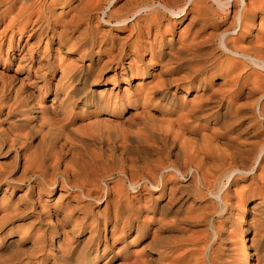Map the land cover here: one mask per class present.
I'll return each mask as SVG.
<instances>
[{
  "label": "bare ground",
  "instance_id": "bare-ground-1",
  "mask_svg": "<svg viewBox=\"0 0 264 264\" xmlns=\"http://www.w3.org/2000/svg\"><path fill=\"white\" fill-rule=\"evenodd\" d=\"M8 1H10L9 3L11 4V2L13 0H8ZM8 1L6 0L5 3ZM85 1L86 2L83 4V6H81V10L78 9L80 12L79 13L77 12L78 13L77 19H78V22H79V20H81V22L83 23L82 24L83 25L82 30L84 31L83 33H85L87 35V37L84 40L85 45L83 46V48H81L77 51V54L72 53L71 50H72V48H74L75 44L78 41L77 38L79 39L80 35L78 34L79 36L76 38L77 41L75 42L74 39L72 38V35H69L66 32V30L68 31V27L66 28V26H65L64 28H61L60 30L59 29L56 30L54 28V26H51L50 34L45 36L46 40L44 41V45L46 46V48H48V46L53 47V45H55L53 47L54 48L53 50L58 51V53H59L58 56H60L62 54L61 51L63 50V47L65 45L67 46V48L71 49L69 53L70 54L72 53L73 60L71 61V64H69V65L64 64L61 61V59L60 60L58 59V61L56 63L55 62L51 63L50 66H51L52 72L57 71V74H58V78H57V81H55L56 82L55 84H57L61 81H62L61 83H63V81H64V82H67V87H68V86H70L71 80L72 79L74 80V78L77 76L79 77V75H82L83 72H85L84 73L85 75L83 74L84 76L89 75L93 71L92 68L94 67V65L100 66V69L97 70L98 72L94 71L95 72L94 76H96V77H99L100 74L103 72V70L111 69L113 67V69H114V74L112 76L113 78L112 79L110 78V81L113 83H115V81H117L118 78H123L124 80H128V78H133L135 76H139V78H140L135 85V88H134L135 93H134L133 97H132V95L129 94L131 92H128L127 89H124V88H126V86L123 87L122 94H123V96L126 95L127 99L119 100L120 103L116 102L117 108L120 107L124 110V109L128 108L130 105H134V103L136 102L137 97H138L142 101L141 105L144 106L142 109H140V113H139V114H141V112H142V115L143 114L145 115V113L148 112L145 107L147 106L148 102H152L153 100H157L158 103L160 101L164 103L165 108L162 109L163 115L165 113L172 112L176 108H177L176 111L180 110V113L182 111L181 114L177 113L178 114L177 116L179 117V119L177 120L178 121L177 124H175L173 122L175 119L173 121L172 120L166 121L164 119H161V120H163L162 121L163 123L166 122L165 125L171 127L168 130L169 133L171 132V138H169V139H172L173 141H175L176 140L175 137L177 135L183 133L186 125L189 126L190 122L192 124L194 122V120H196L198 117H200L202 115H204V118L208 119L209 122L211 123V125L213 126L211 129L209 128L210 129L209 132H207V133L205 132V133L200 134V137H199L200 140H194V141H187L186 142L184 140V138L186 137L184 135L186 133L185 134L183 133L184 135H181V136H184V138H182L180 136L183 140L178 141L179 144H177V149L179 148L178 150L184 154L185 161L179 165L178 164L174 165L171 163L170 164L163 163V161L161 162V160L158 161L159 164L154 165V163L156 161L155 162L153 161L154 162L152 164L153 166L152 167L149 166V168L151 167V169H150V171H148L149 169L147 170L149 173H147V175L145 174V176L142 178L141 184H139V180H135L133 182L130 181V185H131L132 190H134V191L137 190L136 187L140 185L141 187H144L145 189H146V187H149V189H151V188L155 189V188H159V186H160L159 189H156L159 191L160 196H161V194H163V192L167 191L168 198L164 203L161 201L162 204H159V203H157V200L154 199L155 201L153 203V206L150 207V208H152V210L157 209L158 216L165 217L164 213L165 212L167 213V210H169V209H167L168 207L166 206L167 204L165 205V203L167 201L170 202V200L173 199L172 195H173V193L176 192V191L173 192V189L175 186L177 187V185H175L173 183H167V181L168 182L170 181L168 179L172 176H179L183 179V178L187 177V175L190 173L189 177L192 179V181L193 180L195 181V183L194 182L193 183L196 185V187L199 185L197 187V189L201 190L200 187H202V189L204 188L205 189L204 191H206L212 198H214L215 204L217 205V209L214 208L215 210L212 209V210H210L211 212L216 211L215 214H217L218 217H220V215H222V213L224 211H226L230 208H235L237 210L236 212H234L235 215L239 214L241 216H245L247 214H251L252 215L251 219L248 221L246 220L247 221L246 222V228L253 226L254 222H255V218H258L260 216V214L263 212V208H264L263 207V204H264V0H127L126 3L128 4L129 9H128V13H125V14L121 13L122 9H120V8H123V6L119 7L118 9L114 7L116 0H85ZM209 1L211 3H209ZM21 5H22V2H21ZM21 5L19 8V11L17 10V13L20 12ZM9 7H11V6H9ZM25 7H27V6L25 5ZM116 7H118V6H116ZM4 9H5V7H4ZM26 10L28 12V9H26ZM30 11H31V8H30ZM40 11L42 13V10H40ZM6 12H7V10H6ZM22 12L19 14H22V16H23L24 13H22ZM38 12H39V10H38ZM106 12L108 14H106ZM124 12H125V10H124ZM1 13L2 12H0V14ZM11 13H12V10H11ZM15 13H16V11H15ZM100 14H106V15H108L109 18H113V20L115 21V24H118V25L119 24H125L130 19V17H133L131 20L132 23L130 25L131 26L130 28L134 29L136 37H135L134 41L131 40V41H133L132 45H127L125 43H122L120 40L121 38H119V39H117V41H119V44L117 43L119 47H116V50L114 51L113 49L115 48V44H116L115 42H117V41H115L117 36L115 33H111L108 30L99 29L98 23L100 22V20H99ZM95 15H97V16H95ZM15 16H16V14H15ZM18 16H20V15H18ZM5 17H7V16H5ZM109 18L104 19V21L107 23H111L112 20ZM9 19H13V21H14V18H12V17ZM19 20H20V18H19ZM74 20L75 19L70 20V23H72V24L75 23L76 20H75V22H74ZM46 21H48V20H46ZM48 22H46V23H48ZM176 23L179 25V27L176 26L177 25ZM94 24H96L97 26H95ZM8 26L9 25H7V27ZM7 27H4V28L6 29ZM17 28H18L17 30L21 31L24 28V26L18 25ZM104 28H106V27H104ZM96 30H97V33L95 34L94 31H96ZM1 31L3 32L4 29ZM42 32H43V30H41V33ZM70 32H71V30H70ZM97 34H99V35L97 36ZM39 35H40V33H39ZM75 37H76V35H75ZM78 43H80V41H78ZM129 44H131V43H129ZM66 46H65V49H66ZM94 47H96L95 50H94ZM147 56H148V59L146 60L145 57H147ZM85 57L88 58L89 62L85 63V65H84L83 58H85ZM45 61H46L45 63L48 64L47 61H49V60H45ZM74 61H76L77 63H73ZM95 68H96V66H95ZM116 68H119L120 71L115 72ZM147 77L150 78L149 79L150 81L147 84H145L143 87L139 88L141 86V83H143L144 78H147ZM11 84H12V82H11ZM22 84L23 83H21V86L19 87V89H15L13 92L14 93L13 98L15 99V102H16L15 110L17 112L21 113L22 115L28 114L30 116V117L28 116L30 118V121L29 122L24 121V125H26V123H28V124H30V126L32 124V126H34V127L32 128V126H31L29 128V130L27 128L25 131L28 130V132L24 135V137H22L23 135L21 136L18 133H12L11 132V134H10V132H9V134H10L9 139L11 141V144L13 143V141H16L20 138H21V140L23 139L21 141L22 146L19 147V152H18V160L19 159L22 160L21 165H19V166L23 167V169H24L22 176H26V177H28V179L32 178L31 179L32 183L29 186L30 190L32 192L31 193L32 194L31 199H30V202L28 204V206L30 208V211H29L30 213L27 212L26 214L35 215L37 218L36 220H38L37 224L40 225L39 228L43 227L42 228L43 231H45L47 229H49V231H51V229H52L53 232L56 233L57 226L61 225L62 222L66 220V219L63 220L64 219L63 216L70 217L71 212H73V211L68 212V210L67 211L65 210L66 212H64L63 215L60 216L61 218H58V217H56L57 211L55 210L57 204H55L54 208H52L53 206L51 205L52 206L51 207L46 202H45L46 204L44 202L40 203L36 197H38V198L40 197L39 193H38V191H40L39 188L45 189L48 192L50 191L49 188L48 189H46L47 187L43 188L44 186H40L39 184L43 185V183H45V184H48L47 186H49V187H51L54 184V179L52 176H53V174H57V172L60 170L59 165L62 163L64 150L70 151V149L71 150L73 149V148L64 149L66 146L71 147V142H73V140H71L72 137L69 138V136L70 135H77L78 136V134L76 133L77 131L75 129H71L70 126H68V124L71 122V120L69 119L70 116L67 117V115L63 120H61L62 123L56 122V121L52 122V123L49 122L51 124V127H49V126L47 127L46 124L44 123V121H47L51 118H52L51 120L53 121V120H55L54 117L57 116L58 114L55 113L54 115L52 114L53 116H51V115H49V113H47L46 110H44L43 106H41L40 104L38 105L37 103H34V100L32 102L31 99H28V96L26 94H23V93H28V92H24V90L22 91V88H23ZM3 85H4L3 83L0 85V88H1L0 92L1 93H3L5 91V90L3 91V87H4ZM58 85H60V84H58ZM67 87L65 85V88H67ZM37 88H39V87H37ZM54 88H56L55 85H54ZM183 89L185 90V93H192L193 92L195 94L193 97L194 99L191 100L192 104L189 106L185 103L178 102L179 100L177 101L178 97H177L176 93L179 91H182ZM97 92L99 93V91H97ZM65 93H67V92H65ZM28 94H30V93H28ZM9 96H10V94H9ZM63 96H65V94ZM3 98H4V96H3ZM97 98H98V101H96L97 103L99 101L101 102L103 99V97H101V95L97 96ZM14 99H13V101H14ZM115 101H116L115 99L114 100L112 99L110 101L107 99H104L102 101L103 102L102 104L105 105L106 103H109L110 106L114 107ZM63 102H66L67 104L70 103L71 102L70 96H69V98L68 97L65 98L63 100ZM157 102L155 103L156 105H157ZM109 105L106 104V107ZM117 108H115V109L117 110ZM53 109H52V111H53ZM110 109H113V108L110 107ZM138 112H139V110L137 111V113ZM254 114H258V118H255ZM28 117H27V120L29 119ZM59 117H62V115ZM59 117H58V120H59ZM40 118L42 120H40ZM46 118H48V119H46ZM166 118H167V116H166ZM43 119H45V120H43ZM39 120L41 122L43 121V124H45V126H46L45 130L47 132L57 131L58 133L63 134L64 137H63V140H61L62 143H61V145H59L60 146L59 148H56V146H58V145L55 144L56 150L53 149L50 145H47L48 148L46 147L45 149H41L37 152H35L36 151L35 150L32 152V154H29V153H31V151L30 152L28 151L29 153L27 154L25 151V149H26L25 148V142L28 141V138H26L27 134L30 136V135H33L34 133H36L35 131H37V129H38V131L40 129L43 130L42 129L43 124L41 122H39ZM146 121H147V119H146ZM153 121L151 120V122L149 121V123L151 124V123H153ZM95 122H92V123L96 124ZM142 122H144V121H142ZM46 123H48V122H46ZM149 123H147V124H149ZM97 124L99 125V123H97ZM194 124L196 125L195 122H194ZM92 125L93 124H91V122H90V125H88L90 127H88V126L87 127L91 128ZM159 126H161V125H159ZM116 127H117V125H116ZM118 127H119V125H118ZM164 127L167 128L166 126H164ZM192 127H193L192 128L193 130L196 129V126H192ZM204 127L205 126H203V129H205ZM77 128H78V126H77ZM96 128H97V125H96ZM102 128H99L98 130H96L94 127V129L97 132L96 134L98 136L100 135L101 137H103L102 132L105 131V133H108L109 136L111 135V136H114V138L115 137L119 138V137H117L119 131H117L118 133L116 131L108 132L106 130H104V131L102 130V132H101ZM161 128H162V126H161ZM21 129H23V128H21ZM92 129H91V131H92ZM156 129H157V127H156ZM188 129H186V130L188 131ZM158 130H160V127L158 128ZM158 130L155 132L158 134H162L163 136H168V134H169L166 131V129L164 130L165 132H162L163 130L162 131H158ZM8 131H10V130H8ZM2 133H4V132H2ZM44 133H46V132L45 131L43 132L42 139L45 138V135L47 134V133L46 134H44ZM83 133H84V131H83ZM48 134H50V133H48ZM96 134H94V135H96ZM84 135H85V133H84ZM49 137L50 136H48V138ZM146 137H148V136H146ZM189 137H192V136H189ZM48 138H46V139H48ZM50 138L48 141L49 144L54 143V141L56 139L54 140L53 139L54 137H52L51 140L53 139L54 141L52 140L53 142H51ZM144 138H145V136H144ZM193 138L196 139V137H193ZM147 139H149V138H147ZM150 139H152V138H150ZM153 140H154V138H153ZM7 141H8V138H7ZM7 141H5V143ZM81 141H82V139H81ZM83 141H85V140H83ZM48 142L46 141V143H48ZM121 142H123V141H121ZM9 143H8V145H9ZM44 143H45V141H44ZM46 143H45V145H46ZM41 145H43V144H41ZM18 146H19V143H18L17 147ZM27 149H28V147H27ZM103 149H101V150H103ZM76 150H77V148H76ZM162 151H164V150H162ZM73 152L76 154L77 151L73 150ZM120 152H121V150H120ZM94 153H93V156L95 155ZM15 156H16V160H17V153ZM91 156H90L91 160L87 158L88 156L86 157L87 160H90L87 163L85 160L83 161V159H81V157H80V159L83 162H80V163H79V160L74 161V159L70 157V159H73V161H71L68 164H62L64 167L62 168V171H60L58 173H61L63 176H65V178H69L70 184H68V187L70 189H72V191H73L72 196L73 197L75 196V197H78L80 199L84 198L86 200L85 204H91V202H93L94 204H98L101 200V198L99 197V193H98V192H100L98 189V185H99L98 180L102 179V178L100 177L97 179V176L98 175L100 176V174H98L99 172H96V170L100 169V167L99 168H97V167L99 166V161L100 160L102 161V159H101V157H96V156L95 157L92 156V158H91ZM104 156H106V155H104ZM108 156H106V158H108ZM156 158H159V157H156ZM76 159H78L77 154H76ZM64 161L66 163V160H64ZM103 162L106 163V160L105 161L103 160ZM105 165H107V164H105ZM103 166L104 165H102V167ZM6 170H8V169L5 168V170H3V180H10V181L12 179L14 180L15 177L14 178L10 177L9 179H7L8 176H7ZM104 170H106V169H104ZM9 171L11 172L10 168H9ZM9 171H8V173H9ZM101 171H102V169H101ZM20 173H22V172H20ZM143 173H145V172H143ZM101 175H103V173ZM18 176H21V174ZM24 179L25 178L22 177L21 179H19L20 181H18V180H14V181L22 182ZM190 182H191V180H190ZM240 182H247V183H245L246 185L242 184L243 187L240 185V187L242 189H237L238 187H236V186H238V184ZM119 184H121V183H118L115 186H118ZM106 186H107V188H110V187H108V185H106ZM119 186H121V185H119ZM119 186H118V188H120ZM9 187H10V189L7 186L3 188V194L9 193V195H10L12 193V188H11V186H9ZM37 188H38V190H37ZM111 188H112V186H111ZM53 189H54V187H53ZM114 189H112L113 192H114ZM107 190H109V189H107ZM117 190H118V192L120 191V189H117ZM107 193H110V192L107 191ZM114 194L116 195L117 193H114ZM202 195L203 194H201V196H200L201 199H202ZM33 196L35 197V199L33 198ZM23 197H25V196H23ZM211 197L209 200H211ZM45 200L46 199H44V201ZM114 200H115V198H114ZM175 200H177L176 196H175ZM254 200H256V201H254ZM109 201L110 200L108 199V202ZM104 202H106V201L104 200ZM190 202H189V204H190ZM173 203H174V201H173ZM205 203H207L208 205H206ZM205 203L203 202L201 205L205 204L206 207L210 206V202L208 203V201H206ZM7 204H5V203L3 204V215H1V216H3V223L4 222L6 223V221L11 219V218H19L20 214H21V213L19 214L17 212L19 210V208L15 209L16 206H12V207H14V210H13V208H8V206H6ZM113 205H114V203H113ZM75 206H76V204H75ZM114 206H113V208L115 209ZM188 207H190V206H188ZM203 207H205V206H203ZM203 207H201V208H203ZM205 208H203V209H205ZM207 208L205 209V211L207 210L206 212L209 213L210 208L209 209H207ZM23 209H24V207H23ZM23 209L21 208L22 211H23ZM25 209H26V206H25ZM145 209H147V208H145ZM198 209H200V208H198ZM203 209H201V210L204 211ZM134 211L137 212L135 209H134ZM134 211H133V213H134ZM202 211H201V213H202ZM144 212H145V215H147L148 211L145 210ZM174 212H172L171 214H173ZM227 212H228L227 216L232 215L231 210H229ZM127 213L128 212H126L125 213L126 215L125 214L124 215L127 216L129 214V213L128 214ZM169 213H170V211H169ZM171 214H170V217H171ZM175 214H177V213L175 212ZM210 214L211 213H209V215L204 216V219H207L210 222V226L212 229V232H211L212 234H211L210 239H208V241L206 240L207 242L205 243L204 247H202V248L200 247V249L204 251V254H205L204 258H202V256H200L201 250H197V249L194 250L192 248H191L192 250H187V248H185L186 250H184V249L178 250L176 248H173L176 250H169V247H168V250H159L158 251L156 257L158 259H160L159 261H162L161 260L162 258H164V260L166 259L165 263H162L164 261L163 260L159 264H205L204 260H207L209 262V264H231V261L233 260L232 255H228L229 257H227V258H221V256H216V254L215 255L213 254L214 247L212 245V243H213L212 241H214L217 237H219L218 236L219 232H218V229H216V228H218L221 225L219 223V226L218 225L216 226V224H217L216 222H218V221L221 222V218H219V220H214L212 218L213 213L211 215ZM145 215H143V219H146L147 216H145ZM186 215L187 214H184V216H186ZM192 215H194V214H192ZM201 215H199V217ZM239 215H238V217H239ZM75 216H77V215H75ZM81 216H82V214H81ZM114 216H116V215L114 214ZM128 216L126 219H123V220L126 221L127 219H129ZM137 216H139L138 213H137ZM144 216H145V218H144ZM151 216H153V215H151ZM184 216L183 217L176 216L175 218L173 217V220H169V222L166 221V219H165V221H166L165 222L164 219L162 220V218L160 220H157V219H159V217H157L156 220H153V222H154L153 225L155 226L156 229L157 228L161 229L163 226L167 225L168 223H172V224H177L179 222H181V223L191 222L192 223V220L190 219L192 217L189 216L190 217L189 218L188 215H187V217H184ZM154 217H156V216H154ZM167 217H168L167 219H172V217L171 218L169 216H167ZM72 218H74V217H72ZM121 218H125V217H121ZM138 218H140V217H138ZM147 218H149V217H147ZM70 219H71V217H70ZM114 219H116V218H114ZM238 219H240V218H238ZM33 220H35V219H33ZM236 220H237V217H234V221H236ZM77 221H78V219H77ZM125 221H123V223H125V226H124V224L120 225V228H119L120 231H123L126 226L128 228L131 227V225L130 224L127 225V223ZM147 221H148V219H147ZM202 221L203 220H201V222ZM145 222H146L145 220L139 221V224L136 226L135 231H138L139 225L141 227H144V225L145 226L149 225V222H146V223ZM31 224H32V220H31ZM75 224L76 225L78 224L76 222V220H75ZM222 225H223V222H222ZM103 226H104L103 229L105 231V229H106L105 224ZM97 227H98V224H96L94 226V229H92V231H90V234H91V232L95 233L98 230ZM115 227H116V221H114L112 223L111 228L109 229L111 237H112V234L114 232L113 229ZM258 227L262 228V227H260V225ZM155 228H154V231H155ZM168 228H171V227H168ZM174 228L175 227H173V230H174ZM222 228H223V226H222ZM256 228H257V225H256ZM28 230L29 229H27V231ZM66 230H68V229H66ZM69 230H71V228ZM152 230H153V228H152ZM178 230L180 231L179 228H178ZM61 231H62V236L64 238H66L68 235L67 234L68 231L65 232V231H63V229ZM255 231L253 230V232H252L253 233L252 240L254 237H256ZM259 231H264V229L263 230L260 229ZM160 232H162V231L160 230ZM160 232H157V233H160ZM157 233H155V234H157ZM40 234L41 233H39L38 238H39ZM70 234H72V233L70 232ZM146 234H147V232H146ZM164 235H166V234H164ZM167 235L169 236V234H167ZM186 235L184 234V236H186ZM239 235H240V238L243 241H245V238H244L245 236L242 235L241 231L239 232ZM259 235H261V234H259ZM92 236H94V235H92ZM152 236H153V233H152ZM155 236L156 235H154V237ZM179 236L180 235H178L177 237H179ZM188 236L189 235H187V237ZM105 238H106V233L104 232L102 239H105ZM62 239L63 238H61V241L58 239V242L56 243V245H54L55 246L54 248L56 250V252L53 253V254H55L54 255L55 260L56 259H61V260L69 259L68 254L70 253V251L66 250V247L68 246L67 245L68 242L66 241L67 243H61ZM107 239H105L104 240L105 242H103L104 243L103 249H105L108 246V244L106 242ZM241 239H239L240 242L242 241ZM63 240H66V239H63ZM149 240H152V239H149ZM172 240H175V239L172 238ZM52 242H53V240H52ZM180 242H181V240H180ZM202 242L204 243V241H202ZM245 243L243 242L242 243L243 245L240 248L241 249V251L239 253L240 256L238 254H236V255L234 254L235 256L241 257L238 264H248V257H247V254L245 252L247 246H245ZM113 244L114 243H112L111 246ZM221 244H222V242H221ZM168 245H166V248ZM171 245H172V242H171L170 246ZM144 246H146V244H144ZM144 246H142V247H144ZM221 246L223 247V245H221ZM228 246H230V245H228ZM224 247L227 248V246H224ZM145 248L146 247H144L142 249L144 250ZM150 248H152V247H150ZM158 248L160 249V247H158ZM42 249H43V245H41L38 250H42ZM52 249H53V247H52ZM236 249L237 250L235 252L237 253V251H239V249L238 248H236ZM211 250H212V252H211ZM226 250H225V252H226ZM136 252H138V251H136ZM140 253H141V250H140ZM140 253H139V255H140ZM97 254H98V250H95L94 256H97ZM135 257L136 256H134V259H135ZM92 258H93L92 256L88 255L84 258V261L85 262L92 261L91 263H93L94 260H92ZM139 258H140V256L138 258H136V261L133 259L132 262H135L134 264H141V263L145 264V262L139 261L141 259V258L140 259ZM151 258H150L151 261H149V262H152L153 258L152 259ZM143 260H145V259L143 258ZM130 262H128V263H130ZM154 262H156V260ZM67 263H69V262H67Z\"/></svg>",
  "mask_w": 264,
  "mask_h": 264
},
{
  "label": "rangeland",
  "instance_id": "rangeland-1",
  "mask_svg": "<svg viewBox=\"0 0 264 264\" xmlns=\"http://www.w3.org/2000/svg\"><path fill=\"white\" fill-rule=\"evenodd\" d=\"M5 1L6 0H0V12H2L0 14V78L2 77L1 79L2 80L4 79L3 81L0 79V83L4 84L3 85L4 86L3 91L5 90L3 93L0 92V169H1L0 170V174H1L0 175V264H9V263L10 264H69L70 262H71L70 264H75V263L76 264H134L135 262H132L134 259V256H136L134 259L135 261H136V258H138L140 256L141 259L139 258L140 259L139 261L145 262V264H159L164 260V258H162L161 259L162 261H159L160 259H158L156 257L159 250H168V247H169V250H176V249L186 250L185 248H187V250H192V249L201 250L200 247L202 248L205 246V243L208 241V239H210L211 234H212L210 222L207 219H204V216L209 215V213H211V214L213 213L212 218L214 220H219V218H221V222H219V221L216 222L217 223L216 226L217 225L219 226V223L221 224L218 228H216V229H218V232H219L218 236L219 237H217L214 241H212L213 242L212 245L214 247V249H213L214 255L216 254V256H221V258H227V257H229L228 255H232L233 256L232 257L233 262L231 261V264H238V262L240 261V258H241V257H239L240 256L239 253L241 251L240 248L243 245L242 243L246 242L245 246H247V247H246L245 252H246L247 257H248V264H264V231H259L260 229L261 230L264 229V208H263V212L260 214V216L258 218H255V222L253 225L254 227L250 226L249 228H246V222L251 219L252 215L251 214H247L245 216H241L239 214L235 215L234 212L237 211L235 208H230V209L224 211L222 213V215H220V217H218V215L215 214L216 211L215 212L210 211L214 208L217 209V205L215 204L214 198H212L206 191H204L205 190L204 188L202 189V187H200V189L202 191L198 190L197 187L199 185L196 187V185L194 184L195 181L194 180L192 181V179L189 177L190 176L189 175L190 173H189L187 175V177H185L183 179L179 176H172L168 179L170 181L169 182L167 181V183H173V184L177 185V187L175 186L173 189V192H175V191L176 192L173 193V195H172L174 200L172 199V200H170V202L167 201L165 203V205L167 204L166 205L168 207L167 209H169V210H167V213L166 212L164 213L165 217H162V216L160 217L157 214L158 213L157 209L152 210V208H150V207L153 206V203L155 201L154 199H156L157 203H159V204H162V202L164 203L168 198L167 191L163 192V194H161V196H160L159 191L156 190V189H159L160 186H159V188H155V189H153V188L149 189V187H146V189H147L146 190L144 187H141L139 185L136 187L137 190H135V191L132 190V188H131L130 181L133 182L135 180H139V184H141L142 178L145 176V174L147 175V173H149L148 171H150L151 167L153 166L152 164L155 161L156 162L154 163V165L159 164L158 161H160V160H161V162L163 161V163H167V164L171 163L174 165H177V164L179 165V164L183 163L185 161V157H184V154L178 150L179 148L177 149V144H179L178 141L183 140L182 138H184V136H186L184 138V140L186 142L187 141L200 140V138H199L200 134L205 133V132L206 133L209 132L210 129L213 127L211 125V123L209 122V120L205 119L204 115H202L203 117L200 116L196 120H194L196 125L194 124V122L192 124L190 122L189 126L188 125H186L187 127L185 126L183 133L184 134L186 133L187 135L186 134L184 135L183 133H181L175 137V139H176L175 141H173L172 139H169V138H171V132L169 133L168 130L171 127L165 125L166 122L163 123L162 122L163 120H161V119H164L166 121L167 120L173 121L175 119L176 121L174 120L173 122L175 124H177L178 123L177 120L179 119V117L177 115L180 113V110L176 111L177 110V108H176L172 112L165 113L166 115L165 114L163 115L162 109L165 108L164 103L161 101H160L161 103L160 102L158 103L157 100H153L152 102H148L149 104L147 103V106L145 108L148 112L145 113V115L144 114L142 115V112H141V114H139V113H140V109H142L144 106L141 105L142 101L138 97H137V100L134 103V105H130L128 108H126L124 110L120 107L117 108L116 102L120 103L119 100L127 99L126 95L123 96V94H122L123 87L126 86V88H124V89H127L128 92H131L129 94L132 95V97H133V95L135 93V91H134L135 85L140 78H139V76H135L133 78H128V80H124L123 78H118V80L115 81V83H113L110 81V78L112 79L113 78L112 76L114 74L113 67L111 69L103 70V72L100 74V76L96 77V76H94V73H95L94 71L98 72L97 70L100 69V66L94 65V67L92 68L93 71L89 75L84 76L85 72H83L84 75L82 74V75H79V77L78 76L75 77L74 80L72 79L70 82V86H68V87H67V82H64V81H63V83H61L62 82L61 81V82L55 84L56 83L55 81H57V78H58V74H57V71L52 72L51 66H50L51 63L52 62L56 63L58 61V59L59 60L61 59V61L64 64H67V65L71 64V61L73 60L72 53L77 54V51L79 49L83 48V46L85 45L84 40L86 39L87 35L85 33H83L84 32L82 30V27H83L82 24L83 23L81 22V20H79V22H78L77 17H78V13L80 12L79 10H81V6H83V4L86 1L85 0H13L11 2V4L9 3L10 1L7 0L8 2H6V3H5ZM126 1L127 0H116L114 7L118 9L119 7L123 6V8H120V9H122L121 13H124V14L128 13L129 6L126 3ZM21 2H22V5H21ZM209 3H211V2L209 1ZM6 5L8 7L9 6H11V7L8 8ZM20 5H21V9H20L19 13H21L25 8L28 9V12L26 9H25L26 11L24 10L22 12V13H24L23 16H22V14L17 13V10L19 11ZM25 5L27 7H25ZM3 6L5 7V9ZM116 6H118V7H116ZM30 8H31V11H30ZM6 10H7V12H6ZM11 10H12V13H11ZM38 10L40 13L38 12ZM40 10H42V13ZM124 10H125V12H124ZM15 11H16V13H15ZM14 13L16 14V16ZM106 14H108V13L106 12ZM106 14H100L99 15V17H100L99 18L100 22L98 23L99 29L108 30L111 33H115L117 36L115 41H117V39L121 38L120 40L122 43H125L127 45H132V43L136 37L134 29L130 28L131 27L130 25L132 23L131 20L133 17H130V19L125 24H119L118 25V24H115V21L113 20V18H109L108 15H106ZM18 15H20V16H18ZM5 16H7V17H5ZM95 16H97V15H95ZM11 17L14 18L15 22L13 21V19H9ZM19 18H20V20H19ZM107 18L111 19L112 22L111 23L105 22L104 19H107ZM72 19L76 20V22L74 20L75 23H73V24L70 23V20H72ZM46 20H48L49 22ZM46 22H48V23H46ZM6 24L9 25L10 27L9 26L7 27ZM16 25L17 26L23 25L24 28L21 31H19V30H17L18 28ZM94 25L97 26L96 24H94ZM51 26H54V28L56 30H58V29L60 30L61 28H64L65 26H66V28L68 27V31L66 30V32L69 35H72V38L74 39L75 42L78 40V41H80V43H78V41H77V43L75 44L74 48H72V50L67 48V46L65 45L66 49L64 46L63 50L61 51L62 54L60 56H58L59 55L58 51L53 50L54 49L53 47L55 45H53V47L48 46V48H46V46L44 45V41L46 40L45 36L50 34ZM176 26L179 27L178 24ZM4 27H7V28L5 29ZM104 27H106V28H104ZM3 29H4V31H3L4 33L1 31ZM69 29L71 30V32ZM41 30H43L42 33H41ZM39 33H40V35H39ZM94 33L96 34L97 30L94 31ZM74 34L76 35V37ZM78 34L80 35L79 39L77 38L79 36ZM98 35L99 34H97V36ZM76 38H77V40H76ZM131 40H133V41H131ZM128 42L131 44H129ZM115 43H116L115 48L113 49L114 51L116 50V47H119L118 46L119 41H117ZM95 49H96V47H94V50ZM70 50L72 51L71 54L69 53ZM145 58L147 60L148 56ZM45 60H49V61H47L48 64L45 63L46 62ZM88 62H89L88 58H86V57L83 58L84 65H85V63H88ZM73 63H77V62L74 61ZM95 66H96V68H95ZM119 71H120L119 68L115 69V72H119ZM149 79L150 78H148V77L144 78V81H143V83H141V86L139 88H141L145 84H147L150 81ZM11 82H12V84H11ZM20 82L23 83L22 84V86H23L22 91L24 90V92L30 93V94L23 93V94H26L28 96V99H31L32 102L34 100V103H37L38 105L40 104L41 106H43L44 110H46L47 113H49V115L53 116L55 113L58 114L57 116L54 117L55 120L52 121L51 120L52 118H51L47 121H44V123L46 124L47 127L48 126L51 127V124L49 122L52 123V122L56 121V122L62 123L61 120H63L67 115V117L70 116L69 119L71 120V122L68 124V126H70L71 129H75L77 131L76 132L74 130L78 134V136L77 135H70L69 136V138L72 137L71 140H73V142H71V147L66 146L64 149H69V148H73V149L72 150L70 149V151L64 150L63 160H62V163L59 165L60 170L58 172L62 171V168L64 167L62 164H68L71 161H73V159H74V161L79 160V163L83 162L84 160L86 161V163L89 162L91 160L90 156L91 155L93 156L94 152H95L94 153L95 155L93 157H95V156L101 157V159H102V161L100 160L101 162L99 161V166L97 167V168L100 167V169L96 170V172H99L98 174H100V176H99L96 173L98 175V176L96 175L97 179L100 177L102 178V179L98 180V184H99L98 189L100 191L98 193H99V197L101 198V200L98 204H94L93 202H91V204H85L86 200L84 198L80 199V198L75 197V196L73 197L72 196L73 191H72V189H70L68 187V184H70V182H69L70 180H69V178H65V176H63L61 173L57 172V174H53L52 177L54 179V184L51 187L47 186L48 184H45V183H43V185L39 184L40 186H44L43 188H46V187H47L46 189L49 188L50 191L48 192L45 189L39 188L40 191H38V193H39L40 199L38 197H36V198L38 199V201L40 203L46 202L50 206L52 205L53 206V207L51 206L52 208H54L55 204H57V206L55 208V210L57 211L56 217L61 218L60 216H62L63 213L66 212L67 210H68V212L73 211V212H71V216H70L71 219H70V217L63 216L64 219L63 218L62 219L63 220L66 219V220L63 221L64 223L62 222V224H61L62 226L61 225L57 226L56 233L53 232L52 229H51V231H49V229L43 231L42 230L43 227L39 228L40 225L37 224L38 220H36L37 219L36 216L33 214L32 215L26 214L27 212L30 213L29 212L30 208H29L28 204L30 202L32 192H31L29 186L32 183V180H31L32 178L28 179V177L22 176L24 169H23V167L19 166V165H21L22 160L21 159L18 160V152H19V147L22 146L21 141L23 139L21 140V138H20L16 141H13L12 144H11V141L9 139V137H10L9 135L11 134V132L12 133H18L21 136L23 135L22 137H24V135L28 132L29 128L32 126V124L30 126V124H28V123H26L27 126L24 125V121H26V122L30 121V118H29L30 116L28 114L22 115L21 113H19L15 110L16 102H15V99L13 98V95H14L13 92L15 89H19V87L21 86ZM58 84H60V85H58ZM54 85L56 88H54ZM65 85L67 88H65ZM37 87H39V88H37ZM97 91H99V93ZM65 92H67V93H65ZM9 94H10V96H9ZM64 94H65V96H63ZM99 95H101V97H103L102 101L104 99H107L109 101L112 99L113 100L115 99L116 101H115L114 107L110 106L109 103H106L109 105L106 107V104L103 105L102 101L101 102L99 101L97 103L96 102V101H98L97 96H99ZM176 95L178 97L177 101L179 100L178 102L185 103L189 106L192 104L191 100L194 99L193 97L195 94L193 92L192 93H185V90L183 89L182 91L177 92ZM3 96H4V98H3ZM69 96H70L71 102L68 104L66 102H63V100L67 97L69 98ZM12 98L14 99V101ZM156 102H157V105L159 104L158 106L155 104ZM110 107L113 109H110ZM115 108H117V110ZM52 109H53V111H52ZM138 110H139V112L137 113ZM181 113H182V111H181ZM61 115H62V117H59ZM254 115H255V118H258V114H254ZM166 116H167V118H166ZM27 117L29 118L28 120H27ZM58 117H59V120H58ZM46 119H48V118H46ZM146 119H147V121H146ZM40 120H42V119L40 118ZM40 120H39V122H41ZM43 120H45V119H43ZM151 120L152 121L154 120L153 123H151L152 125L149 123V121L151 122ZM142 121H144V122H142ZM46 122H48V123H46ZM90 122L93 125L91 126V128H88V127H90V126H88V125H90ZM92 122H95L96 124H94ZM41 123L43 124V121ZM97 123H99V125ZM147 123H149V124H147ZM45 124H43V126H42L43 130L40 129L38 131V129H37V131H35L36 133H34L33 135H30V136L27 134L26 138H28V141L25 142V148H26L25 151L27 154L30 151H31V153H29V154H32V152L35 150H36L35 152H37L41 149H45L47 147V145H50L55 150H56V148L60 147L59 145H61V143H62L61 140H63V137H64L63 134H60L57 131L47 132L45 130V127H46ZM96 125H97V128H96ZM116 125H117V127H116ZM118 125H119V127H118ZM159 125H161L162 128ZM77 126H78V128H77ZM164 126H166L167 128H165ZM192 126H196V129L193 130ZM203 126H205L204 127L205 129H203ZM20 127L23 129H21ZM33 127L34 126H32V128ZM94 127L96 130L103 127L104 129L102 128L101 132H102V130L103 131L106 130L108 132L119 131V133L120 132L121 133L119 134L117 132L118 133L117 137H119V138H116V137L114 138V136H111V135L109 136V134L105 133V131H104V132H102L103 135L101 134L104 138L99 135L101 137L100 138L96 134L97 132L94 129ZM156 127H157V129H156ZM159 127H160V130H158ZM27 128H28V130L25 131ZM7 129L10 131H8ZM91 129H92V131H91ZM165 129L170 135L168 134V136H163L162 134H158L155 132L157 130L158 131L163 130L162 132H165L164 131ZM186 129H188V131ZM44 131L47 134L44 133L46 135H45V138L42 139ZM83 131H84L85 135H84ZM2 132H4V133H2ZM9 132H10V134H9ZM48 133H50V134H48ZM93 133L96 135H94ZM181 135H184V136H181ZM48 136H50L51 138L54 137L53 138L54 140L56 139L55 141L52 139L54 141V143L49 144L48 141H49L50 137L48 138ZM144 136H145V138H144ZM146 136H148V137H146ZM189 136H192V137H189ZM193 137H196V139H194ZM7 138H8V141H7ZM46 138H48V139H46ZM51 138H50V140H51ZM147 138H149V139H147ZM150 138H152V139H150ZM153 138H154V140H153ZM81 139H82V141H81ZM52 140H51V142H53ZM83 140H85V141H83ZM5 141H7V142L5 143ZM44 141H45V143H46V141L48 143H46V145H45ZM121 141H123V142H121ZM8 143H9V145H8ZM18 143H19V146L17 147ZM41 144H43L44 146ZM55 144L58 146H56ZM55 146H56V148H55ZM27 147H28V149H27ZM76 148H77V150H76ZM101 149H103V150H101ZM73 150L77 151L76 154H77L78 159H76V154L73 152ZM120 150H121V152H120ZM162 150H164V151H162ZM16 153H17V160H16V156H15ZM104 155H106V156L109 155V156H108V158H106V156H104ZM92 156H91V158H92ZM70 157L73 159H70ZM80 157H81V159H83V161L80 159ZM86 157L90 160H87ZM156 157H159V158H156ZM64 160H66V163ZM103 160L104 161L106 160V163L103 162ZM105 164H107V165H105ZM102 165H104V166L102 167ZM149 166H151V167L149 168ZM5 168L8 169V170H6L7 176H8L7 179H9L10 177L11 178L15 177L14 180H18V181H20L19 179H21L22 177H24L25 179L22 182L14 181L13 179L11 181L10 180H3V170H5ZM9 168H10L11 172L9 171ZM101 169H102V171H101ZM104 169H106V170H104ZM8 171H9V173H8ZM20 172H22V173H20ZM143 172H145V173H143ZM19 173L21 174V176H18V175H20ZM102 173L104 176L101 175ZM190 180H191V182H190ZM118 183H121V184H119L121 186L118 185L120 188H118V186H115ZM240 183L238 184V186H236V187H238L237 189H242L240 187V185L243 187L242 184L246 185L245 183H247V182H240ZM105 184L108 185V187H110V188H107V186ZM6 186L9 189H10L9 186H11V188H12V193L10 195H9V193L3 194V188ZM111 186H112V188H111ZM53 187H54V189H53ZM107 189H109V190H107ZM112 189H114V192ZM117 189H120V191H119L120 193L118 192ZM37 190H38V188H37ZM107 191H109L110 193H107ZM114 193H117V194L115 195ZM201 194H203L202 199L200 197ZM23 196H25V197H23ZM175 196H176L177 200H175ZM210 197H211V200H209ZM33 198L35 199L34 196H33ZM43 198L46 200L44 201ZM114 198L116 201L114 200ZM108 199L110 200L109 202H108ZM104 200L106 202H104ZM173 201H174V203H173ZM206 201H208V203L210 202V206H207L208 208L206 207V205H208L207 203H205ZM254 201H256V200H254ZM189 202H190V204H189ZM203 202L206 205L205 204L201 205ZM4 203L5 204L8 203L6 206H8V208H13V210H14V207H12V206H16L15 209L19 208V210L17 212L19 214L21 213L22 215L20 214L19 218H11V219L7 220L6 223L4 222L5 223L4 224L3 223V216H1V215H3V204ZM113 203L115 206L113 205ZM75 204H76V206H75ZM25 206H26V209H25ZM113 206L115 207V209L113 208ZM188 206H190V207H188ZM203 206H205L207 209L210 208L209 213L206 212L207 210L205 211L206 208ZM23 207H24V209H23ZM144 207L147 209H145ZM201 207H203L205 209H203ZM263 207H264V204H263ZM21 208L23 209V211L21 210ZM133 208L137 212H135ZM198 208H200V209H198ZM201 209H203L204 211H202ZM145 210L148 211L147 215H145V212H144ZM229 210H231V212H232L231 216H227V214H228L227 211H229ZM133 211H134V213H133ZM169 211H170V213H169ZM174 211L177 214H175ZM201 211H202V213H201ZM126 212L129 213V214L127 213L129 215V216L127 215L129 217V219H127L125 221L123 219L127 218V216H125ZM172 212H174V213L171 214ZM137 213L139 214V216H137ZM81 214H82V216H81ZM114 214L116 216H114ZM170 214H171V217L174 215L173 216L174 218L176 216L183 217L184 214H187L188 217L190 216L193 218L192 219L189 217L192 220V223L191 222H188V223L179 222L180 224L179 223H177V224L168 223L169 225L167 224V225L163 226L161 229L160 228L156 229L155 226L153 225V223H154L153 220H156L157 217H159V219H157V220H160L162 218V220L164 219V221H165V219H166V221L169 222V220H173V217H172V219H167L168 218L167 216L170 217ZM192 214H194V215H192ZM75 215H77V216H75ZM143 215H145L149 218L146 217V219H143ZM151 215H153V216H151ZM187 215L184 217H187ZM199 215H201L203 218L201 216L199 217ZM238 215H239V217H238ZM120 216L125 217V218H121ZM145 216H144V218H145ZM154 216H156V217H154ZM72 217H74V218H72ZM138 217H140V218H138ZM194 217L195 218L197 217V218L195 219ZM234 217H237L238 221L237 220L234 221ZM114 218H116L117 220ZM238 218H240V219H238ZM33 219H35V220H33ZM77 219H78V221H77ZM147 219H148V221H147ZM31 220H32V224H31ZM75 220L78 223L77 225L75 224ZM144 220L146 222H149V225L148 226L144 225V227H141L139 225L138 231H135L136 226L139 224V221H144ZM201 220H203L204 222L203 221L201 222ZM114 221H116V227L113 229L114 232H113L112 237H111L109 229L111 228V225ZM123 221H125L127 223V225L128 224L131 225L130 228H128L126 226L123 230L124 232L120 231V229H119L120 225L124 224V226H125V223H123ZM222 222H223V225H222ZM96 224H98V227H97L98 230L95 233L91 232V234H90V231H92V229H94V226ZM104 224H105V228H106L105 231L103 229ZM255 224L257 225V228L259 230L256 228ZM259 225L262 228H259L258 227ZM222 226H223V228H222ZM168 227H171V228H168ZM173 227H175L174 230H173ZM61 228L65 232L68 231L67 232L68 238L67 237L64 238L62 236V231H61L62 229ZM70 228H71V230H69ZM152 228H153V230H152ZM154 228H155V231H154ZM178 228L180 229V231L178 230ZM27 229H29V230L27 231ZM66 229H68V230H66ZM160 230L162 232H160ZM253 230L254 231L256 230L255 231L256 237H254L252 240ZM156 231L160 232V233H157ZM240 231L242 232V235L245 236L244 237L245 241H243L240 238V235H239ZM70 232L72 234H70ZM104 232L106 233L105 239L108 238L106 240L108 246L106 248L104 247L105 249H103V246H104L103 242H105L104 241L105 239H102ZM146 232H147V234H146ZM39 233H41L39 236V238L41 240L38 238ZM152 233H153V236H152ZM155 233H157V234H155ZM164 234H166V235H164ZM167 234H169V236L170 235L171 236L169 237ZM184 234L185 235L187 234L189 236L188 237H187V235L184 236ZM259 234H261V235H259ZM92 235H94V236H92ZM154 235H156V236L154 237ZM178 235H180V236L177 237ZM61 238L66 239V240L62 239L61 243H67L68 242L67 243L68 246L66 247V250L70 251V253L68 254L69 259H67V260L56 259L57 260L56 261L54 259L55 254H53L54 252H56L54 245H56V243L58 242V239L61 241ZM172 238L175 240H172ZM149 239H152V240H149ZM239 239H241L242 241L240 242ZM52 240H53V242H52ZM180 240H181V242H180ZM202 241H204V243ZM111 242L114 243L112 246H111V244H112ZM171 242H172V245L170 246ZM221 242H222V244H221ZM144 244H146V246H144ZM39 245L40 246L43 245L42 250H38L40 247ZM166 245H168L167 248H166ZM214 245L215 246L217 245V246L215 247ZM221 245H223V247ZM228 245H230V246H228ZM142 246H144L146 248L143 250L142 248H144V247H142ZM224 246H227V248H225ZM52 247H53V249H52ZM150 247H152V248H150ZM158 247H160V249ZM173 248H176V249H173ZM236 248L239 249V251H237V253L235 252L237 250ZM95 250H98L97 256H94ZM140 250H141V253H140ZM225 250H226V252H225ZM136 251H138V252H136ZM211 252H212V250H211ZM139 253H140V255H139ZM234 254L235 255L238 254L239 256H235ZM88 255L93 257L92 258V260H94L93 263H91L92 261H88V262L84 261V258ZM204 255H205L204 251L201 250L200 256H202V258H204ZM143 258L145 260H143ZM150 258L152 259V262H149V261H151ZM153 260L154 261L156 260V262H154ZM67 262H69V263H67ZM128 262H130V263H128ZM165 262H166V259L162 263H165ZM204 262H205V264H209V262L207 260H204Z\"/></svg>",
  "mask_w": 264,
  "mask_h": 264
}]
</instances>
